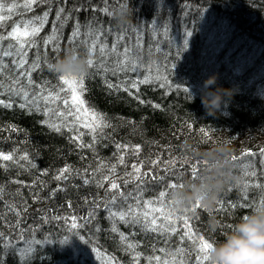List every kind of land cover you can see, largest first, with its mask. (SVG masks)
Here are the masks:
<instances>
[{
  "label": "trees",
  "instance_id": "trees-1",
  "mask_svg": "<svg viewBox=\"0 0 264 264\" xmlns=\"http://www.w3.org/2000/svg\"><path fill=\"white\" fill-rule=\"evenodd\" d=\"M0 2L4 4L0 15L6 17L0 21V36H7L16 27L20 31H24L26 25L29 30L33 26L40 28L35 36L21 39L34 41L31 46L27 43L24 46L29 64L37 55L40 57L42 70L34 72L32 78L37 86L46 87L48 91L59 92L61 83L58 74L49 71L48 63L63 56L69 48L87 54L96 39L110 50L117 37L123 36L118 51L122 53L125 47H130V56L145 65L136 73L117 70L113 74L111 70L89 68L84 75V106L102 114L109 125L96 133L79 123L75 128L54 131L42 123L49 119L43 112L19 107L23 99L8 92V73L4 74L0 99L11 102L13 107L0 106V152L13 154L14 161L0 160V189H3L0 215L4 217L0 220V232L5 233L6 238L11 233L15 237L13 243L25 248L32 240H40L38 258H33V264H108L109 260L112 264H157L155 257L168 260L170 264L181 261L197 264L192 259L198 254L197 242L181 240L182 232L177 235L144 231L139 225L129 227L121 222L117 227L128 236V241H121L119 233L111 231L112 222L102 208L91 221L86 219L92 211L86 201L104 198L111 180L121 183V190H124V181L129 180L127 190L132 192L135 182L126 176L132 171V165H143L141 172L150 174L143 178L145 183L141 185L144 199H156L159 191L166 188L159 180L153 182L151 176L165 177L167 182L179 180V174L183 180L190 177L188 172L195 163L189 159L192 152L207 149L209 143L218 138L231 140L233 155L240 157L234 161V171L244 175V181L230 183L220 193L218 201H224V208L217 210V204L214 209L219 221L215 230L210 227L207 210L189 213L194 217L190 219L193 232L210 242L222 240L224 233L250 211L249 206L253 207L264 198V156L260 155V149L264 148V0H130L133 23L127 27H118L111 16L101 11L106 6L113 11L119 6L116 0H107V4L102 0H46L38 6L33 5L31 10L24 7L28 0ZM9 4L15 5L11 12L7 10ZM60 8L65 11L57 21L56 12ZM44 11L49 15L41 27L37 17H42ZM77 25L80 36L73 41L72 33ZM54 28L58 29V41L45 45L43 41L53 34ZM89 32L92 35H88ZM185 39L188 41L186 47ZM17 43L12 38L0 40L4 50H8L9 44ZM92 57L95 63H105L108 69L115 67L118 59L123 60V56L117 57L110 52L101 57L98 50ZM10 59L4 58L5 63ZM149 65L152 74L156 75L158 69L160 75L167 77L170 86L161 87L165 83L163 80H153L149 84H138V92L131 88L132 81L143 79L140 73L149 74L146 71ZM213 72L219 73V83L223 86L236 84L239 89L232 102L222 109L224 114L218 117L206 116L197 92L203 79ZM105 80L118 86L119 91L109 89ZM21 82L26 83L23 79ZM190 86H195L192 90L197 92L193 102H190V92L183 91ZM125 88L132 94L124 91ZM33 90L28 89L30 94ZM60 95L70 102L69 93L61 92ZM49 107L64 112L69 110L63 100ZM51 120L60 122L55 115ZM79 133H83L81 140L85 144L93 143L95 136L94 146L78 147L71 137ZM118 144L128 148L118 150ZM136 145L140 146L138 156L131 151ZM244 152L255 155L243 156ZM25 153L28 160H21ZM121 154L125 158L122 165L117 164ZM101 161L117 164L115 175L105 182L104 188L84 184L82 177L92 173ZM151 161L160 163L152 164ZM65 166H70L72 174H66L67 180L57 181L55 177ZM103 171L107 174V169ZM253 172L256 175H251ZM96 179H100L99 173ZM33 181L40 183L33 185ZM245 182L247 189L243 187ZM58 185L64 190L48 198L49 191ZM21 200L27 204L26 211L16 217L6 206L20 205ZM167 200H171L170 196ZM233 203L238 206L232 208ZM169 207L175 209L172 204ZM176 214L182 211L177 210ZM42 217L64 219L42 221ZM74 220L76 228L72 227ZM17 223L20 227L14 230ZM175 226L179 230L180 221ZM28 229H32L31 234ZM19 232L24 233V239L17 235ZM128 243L136 247L129 249ZM178 249H182L183 254ZM5 259L6 264H17L13 256Z\"/></svg>",
  "mask_w": 264,
  "mask_h": 264
},
{
  "label": "snow or ice",
  "instance_id": "snow-or-ice-1",
  "mask_svg": "<svg viewBox=\"0 0 264 264\" xmlns=\"http://www.w3.org/2000/svg\"><path fill=\"white\" fill-rule=\"evenodd\" d=\"M42 2H46V0H28L26 4H24V7L31 10L33 5H39ZM63 2V0H62ZM103 3L107 4V0H102ZM123 2V0H116V3L120 5ZM4 7V4L0 2V9ZM13 7L15 5L9 4L8 11L11 12ZM65 11L64 8H60L56 12V19L57 21H60L61 14ZM107 16H111L112 11L109 10V8L106 6L103 9H101ZM49 15L48 11L43 12L42 17H37V21L40 23L41 27L43 26V23L47 21V17ZM6 17L3 15H0V21L5 20ZM40 31L39 27H31L29 30V26L26 25L24 31H20L19 27L13 28L11 32L7 34V36H0V40H7L9 38L15 39L18 43L13 45H8V50H4L2 46H0V88L4 87V74L8 73V92L18 96L22 97L23 103L19 105L20 108L26 109L28 111H41L44 115L48 116V120L42 121V123L47 124L50 128H52L56 132H60L62 128H75L76 125L82 124V127L88 128L91 130L92 133H96L97 130H102L105 127H109V125L106 123L105 118L102 114H98L95 111H90L87 107L84 106V100L82 99V92L84 91V80L85 76L80 75L76 77H67L63 75H58V81L60 83V91H48L46 87L43 86H37L35 84V81L33 80V73L37 70L41 69L40 64V57L37 55L36 59H34L30 64L28 62V52L25 49V44H29L30 46L34 44V41H25L22 40L21 37H28V36H35ZM58 29H53V34L49 36L47 39L43 41L45 45L52 44L56 41H58V36L56 35ZM155 31V30H154ZM88 35H92L91 32L88 33ZM99 33H97V36ZM188 36H191V32L187 33ZM80 36L79 31V25H77L76 29L72 33V40L75 41L76 37ZM123 39V36L117 37L116 44L112 45L111 49L109 50L107 48L106 44H102L99 42L98 39L93 40L90 47L87 49V55H88V64L90 68H96L98 70H104L109 71L111 70L113 74L116 73L117 70L119 71H132L133 73H136L139 71L140 68L145 67V65L141 62L138 63L135 59H133L130 56V53L132 49L130 47H125L124 51L121 53L118 51V46L120 40ZM188 41L187 39L184 40L185 47L187 46ZM137 47H141L140 44H137ZM58 48V44H57ZM99 51V54L101 57L106 56L109 54V52L113 55H116L117 57L123 56V60L118 59L116 66L108 69L105 63H95L94 59L92 57V53ZM157 51L159 49L157 48ZM163 54V53H162ZM10 57L8 63H5L4 58ZM45 63H47L45 61ZM11 65V67L9 66ZM146 71H148V75H144L143 73H140L141 76H143V79H139L137 81L131 82V88L136 89L137 92L138 84H149L153 80H163L165 83L161 84V87L164 86H170L168 85L167 77L162 76L159 74V70L157 69V74H152L151 65L147 66ZM96 74H99V71H97ZM25 80L26 83H22L21 81ZM105 83L107 84V87L109 89L116 88L117 91H119V87L116 85H113L111 83H108L107 80H105ZM65 86H67L65 88ZM29 88H33L35 90L30 92L28 91ZM124 91L129 92L131 95L132 93L128 88H125ZM184 92H188V88L183 89ZM61 92H67L70 94V102L69 99H64L61 97ZM47 93V94H45ZM63 100V104L67 109H69L67 112L54 110L53 108L49 107V104H55L56 101ZM141 103H144V101H140ZM0 106H3L5 108H11L13 107V104L11 102H5L4 99H0ZM154 107L160 108V105H155ZM55 115L57 118H60L59 123L52 122L51 117ZM72 118L69 120V118ZM201 132H203L205 135L207 133L201 129ZM83 133H79L78 135L71 137L74 143H77V146L80 148H92L94 146L95 136H93V143L91 144H85L81 140V136ZM117 149H127V145H117ZM132 153L135 155H139L140 153V146L136 145L131 149ZM243 156H250L255 155V153L251 152H244L242 153ZM260 155L264 156V148L260 149ZM21 160H28V155L25 153L22 157H20ZM233 161H238L240 157L233 156ZM0 160L2 161H14V155L11 153L5 154L3 152H0ZM30 163V161H29ZM125 158L124 155L121 154L117 159V164H124ZM152 164H159L160 161H151ZM117 164H104L102 161L98 164L97 168L93 170L92 173L82 177L84 184H94L97 187L104 188L105 182L110 181V178L112 175H115ZM32 167H35L34 165H31ZM143 165H132V171L126 173V176L131 178L132 181L135 182L134 190L132 192H129L127 190V185L129 183V180L124 181V190H121V183L117 182L116 180H111V182L108 184V187L105 189V197L100 199H93L91 201H86L89 203L90 207L92 208V211L88 213L87 220L91 221L95 215L96 212L99 209H103L108 213V219L112 222V228L111 231L113 233H119V238L121 241H128V236H126L123 232H120L119 228L117 227V224L123 222L125 224H128L129 227L132 225H139L142 230L144 231H151V232H162L165 234L168 233H175L177 235H180L182 232V235H180L181 240H192L196 241V249H198V254L194 257H192L193 260L197 262V264H205L207 262V249L210 247V240L206 239L204 236H197L192 229V225L190 223V219L194 217H190L189 213H195L199 210H206L202 205L199 203L195 204L191 209H185L182 211V214L177 215L176 209H173L169 207V204H171V200H167V198L170 196L169 191L174 190L178 184H180L183 181L182 174L180 175L179 180H172L171 182H167L165 180V177H155L151 176L150 179L153 182H156L159 180V182L165 184L166 190L159 191L158 196L156 199H144V189L141 187L142 184L145 183L144 177L149 176L150 174L147 172H141V168ZM247 167V166H245ZM107 169V174H104V171ZM199 169L194 167L193 165L190 167V170L188 172V175L194 176L198 173ZM85 173H88V169L84 170ZM96 173L100 174V179H96ZM46 174V173H42ZM72 174V169L70 166H65L63 169H61L58 173V175L55 177L57 181L67 180L68 175ZM77 175H80V173H76ZM245 175H248V172L245 171ZM251 175H256V173H251ZM17 184H21L20 181H15ZM33 185H36L37 183H40L39 181H33ZM23 187H31V185H23ZM245 189H247L248 184L245 182L243 185ZM257 187H262L261 185H257ZM64 189L58 185L56 189H51L49 191V197L51 198L54 196L57 192L63 191ZM3 189H0V201H2ZM131 200L133 203L129 204L128 201ZM167 200V202H166ZM260 203H264V198H261ZM218 208L217 210L224 208V201L219 200L217 202ZM159 205V206H157ZM238 205L233 203L231 204L232 208H236ZM243 206V205H240ZM14 216L20 217L24 211H26L27 204L25 201L21 200L20 205L16 204H10L6 206ZM251 206H249V210H251ZM19 209V210H17ZM116 209V210H113ZM41 211V210H37ZM46 211V210H45ZM4 217L0 215V220H3ZM44 219H64L63 217H42V221ZM82 221L85 218H80ZM180 221L181 227L178 230V228L175 226L176 222ZM78 225L75 223V220L73 221L72 227L76 228ZM82 226V225H81ZM20 224L17 223L14 226L15 229H19ZM28 233H32V229H28ZM17 235L20 236L21 239H24V233L19 232ZM15 237L11 235V233L6 234L3 232H0V264H6V256H13L17 260V264H33V258H38V248L41 244L40 240H32L30 243L28 241H25L28 243V247H21L20 245L13 243ZM81 239H83L81 237ZM62 241V243L66 242ZM85 243H87L85 241ZM32 245H36L35 248L32 247ZM127 247L129 249H134L136 247L135 244L128 243ZM95 252L96 249H93ZM163 251V249H161ZM178 252L183 254L182 249H178ZM31 254V255H30ZM98 254V253H97ZM139 255V254H137ZM157 262V264H170L168 260L161 261L160 257L154 258ZM108 264H112V260L108 261ZM180 264H183V261L180 262Z\"/></svg>",
  "mask_w": 264,
  "mask_h": 264
},
{
  "label": "clouds",
  "instance_id": "clouds-1",
  "mask_svg": "<svg viewBox=\"0 0 264 264\" xmlns=\"http://www.w3.org/2000/svg\"><path fill=\"white\" fill-rule=\"evenodd\" d=\"M111 17L118 27L130 26L133 23L130 0H123L112 11ZM47 67L49 71L67 77L85 75L90 68L88 55L73 48L67 49L54 62H49ZM193 87L188 88L190 102L198 92L205 114L210 117L223 115L222 109L232 102L239 90L236 84L229 87L220 84L218 72L208 74L197 92H193ZM233 156L232 142L227 138H218L205 150H194L189 159L195 161L194 167L199 165V171L185 178L170 193L172 206L183 211L199 203L208 211L210 227L215 230L219 221L215 218L214 209L220 193L228 184L244 181V175L234 171ZM207 257V264H264V203H257L241 216L224 233L222 240L210 242Z\"/></svg>",
  "mask_w": 264,
  "mask_h": 264
}]
</instances>
